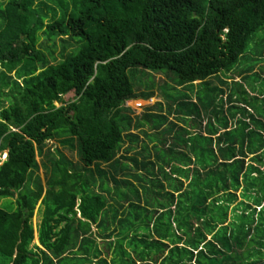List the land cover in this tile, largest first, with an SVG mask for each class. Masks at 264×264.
<instances>
[{
  "label": "trees",
  "instance_id": "trees-1",
  "mask_svg": "<svg viewBox=\"0 0 264 264\" xmlns=\"http://www.w3.org/2000/svg\"><path fill=\"white\" fill-rule=\"evenodd\" d=\"M50 1L60 16L44 0H0V202L15 205L0 207V264H264V0ZM41 32L79 45L49 64ZM159 72L188 88L169 98L186 125L162 103L132 115L129 100L151 98L137 85ZM129 142L137 153L121 160ZM125 184L136 202L114 204Z\"/></svg>",
  "mask_w": 264,
  "mask_h": 264
},
{
  "label": "rangeland",
  "instance_id": "rangeland-1",
  "mask_svg": "<svg viewBox=\"0 0 264 264\" xmlns=\"http://www.w3.org/2000/svg\"><path fill=\"white\" fill-rule=\"evenodd\" d=\"M4 1L5 0H1V2H4ZM45 1L49 5H52V6L56 7V8H58L57 5H55L52 1L44 0V2ZM1 9H2V7L0 6V10ZM60 15L61 14H60V11H59V8H58V16H60ZM62 39L65 40L64 43L62 42ZM78 45H79V43H78L77 38L57 36L54 39H51L44 32L40 33L39 47L44 52V54L46 55V59H47L49 64H57V63H59L61 60L64 59L65 56H67L68 54L74 52L77 49ZM244 63H246L244 61V58H241L239 60V62H238V64H244ZM263 65H264L263 62L259 66L257 64L255 70H257L258 72H260V68H263L262 70H264V67H262ZM235 71H236V69L233 72H235ZM233 72L230 73V76L233 74ZM151 73H154V71H151ZM223 73H225V71H223ZM260 73L264 76L263 72H260ZM164 74L167 75L166 72H164ZM165 75H163L160 72L155 75V80H154L155 86L152 89H149L147 87V85H150L152 83L150 82V80L148 79L147 76H144L143 77V84L142 85H140V84L137 85L136 92L138 93V95L140 97H141V95L143 93L144 94L151 93V95H150L151 98H149V99H140V98L132 99V100H129L127 102V105L130 106L133 109L134 112L132 113V115L134 117H136V118L137 117H141L142 118L143 117L142 115L145 112H147L150 108H156L158 106V104L162 103L165 112L167 114H169V116H170V120L172 119L174 122L180 123V126L186 125L185 122L180 120L181 117H179L178 113L176 111H174L175 110V106L174 105H175V102L177 101V100H175L176 97H180V95H189L188 92L182 91V90H185V89L188 90V88L186 87V85L178 87L176 85V83H174L175 81L173 79L172 80L174 82H172L171 79L167 80ZM172 76H173L172 74L167 75L168 78H171ZM220 77L224 78L223 75H220ZM165 80L170 82V86H166ZM208 80L209 81H213L214 80V82H215L216 80H218V78L217 77H211ZM199 84H200L199 81H197L195 83V88L196 89L198 88L197 85H199ZM187 85H189V84H187ZM222 87L224 88L225 93L224 94H220L219 99L221 97H223L224 100H226L227 99V94H229V91L227 90V88L225 89V86H222ZM175 88L178 91H182L183 93H181L179 96H174V99L170 100L173 97L172 94L175 92ZM203 88H204V94H205L206 88L203 85H201V89H203ZM193 98H196L195 95L193 96ZM71 99H73L72 92L69 93V94H66L64 96V100L65 101H69ZM219 99H217V103L220 102ZM164 104H165V106H164ZM56 105L57 106H61V103L59 101H56ZM226 108H227V104L225 105V109ZM206 121H207V119L205 118L204 122H206ZM235 121H236V119H233V125H235ZM176 130H178V128L174 129V131L172 132L173 135H176ZM132 131L135 134H139L140 135V142L138 144L139 146H143L146 143V140L148 141V138H146L145 135H142V131H140V129H134ZM168 139H169L168 143H171L172 140H173V138L171 136H169ZM51 141L54 142L52 144V147L53 148L56 147V149H55L56 151H57V149H60L63 154L67 155L69 158H71L72 160L76 161L78 165H80V156H79V153H78V151L76 149H71L69 147H63L57 140L56 141L50 140V142ZM131 145L132 144L130 142L128 144L124 145L123 150H121V152L118 154V157L121 160L129 161V160L125 159L126 158L125 156H129V157L130 156H135V153H137L136 150H129L128 149V152H127V147H130ZM150 145H152V144H150ZM133 146L135 147L136 144H133ZM49 151L53 152L51 150V148L47 147L45 156H39L37 158L39 163H40V167L35 172L36 175L41 176V178H42V180H43V182L45 184H47V180H48V178L51 175L50 170L49 169L46 170L43 167L44 162L46 163L47 160H48L47 158H49V155H48ZM53 153L56 154V152H53ZM7 154H8V151H5L4 152L5 156L1 155V154H0V156H2V158L3 157L6 158ZM153 154H154V151H152L151 155L153 156ZM136 156H138V155H136ZM139 157H142V156H139ZM103 167L106 168V169L110 168V167H107V166H103ZM132 169L136 170L135 167H133ZM133 170H131V171H132L133 174H135L137 172V170L136 171H133ZM94 173L98 175V172H94ZM88 174H90V173L88 172ZM119 177L122 178L123 180L132 181L135 184H136L137 181L139 182L142 179V177L140 175H137L136 178H134L133 176L125 177L123 175H120ZM110 181H111V186L113 187V189H115V187H114L115 184L114 183H116V182H114L112 180H110ZM202 183L204 185V181ZM147 185H148V187L151 186V184H147ZM138 186H139V189L141 190V194H142V197H141V205H142V207H139L138 209H139L140 212L145 213V209H148V207L146 206L147 205V200H146L147 198L145 199V196L147 194L144 191V189L141 187L140 183H138ZM241 192H242V190L237 192L238 200L235 201L233 207H235L238 204V202H240L242 200ZM112 195L114 196L113 197L114 199L112 200L114 204H118L119 202L125 203L123 198H128V199L133 198V201L136 202L135 201L136 196L132 193V187H130V186L126 185V184L124 186L118 187L116 189V194L114 195L112 193ZM143 195H144V197H143ZM0 207L3 208V209H8V210L14 209L15 208L14 199H12V198L2 199L1 202H0ZM150 208H152V207L150 206ZM173 208H175V206H173ZM44 209H45V207H44L43 198H42V199H40L39 204H38V206L35 209V215L33 217V224H34V229H35V239H34L35 243H39L38 242V238H39V231L38 230H39V225H40V223L42 221V214H43ZM175 211L176 210H174V212ZM175 216H176V214L173 213V216H172L173 230L177 229V223H178V221L175 220Z\"/></svg>",
  "mask_w": 264,
  "mask_h": 264
},
{
  "label": "clouds",
  "instance_id": "clouds-1",
  "mask_svg": "<svg viewBox=\"0 0 264 264\" xmlns=\"http://www.w3.org/2000/svg\"><path fill=\"white\" fill-rule=\"evenodd\" d=\"M38 241H39V238H38ZM39 243H40V241H39ZM39 243H35V244H39ZM40 245V244H39Z\"/></svg>",
  "mask_w": 264,
  "mask_h": 264
},
{
  "label": "built area",
  "instance_id": "built-area-1",
  "mask_svg": "<svg viewBox=\"0 0 264 264\" xmlns=\"http://www.w3.org/2000/svg\"><path fill=\"white\" fill-rule=\"evenodd\" d=\"M51 143H54L53 141H51ZM5 156V155H4Z\"/></svg>",
  "mask_w": 264,
  "mask_h": 264
},
{
  "label": "crops",
  "instance_id": "crops-1",
  "mask_svg": "<svg viewBox=\"0 0 264 264\" xmlns=\"http://www.w3.org/2000/svg\"><path fill=\"white\" fill-rule=\"evenodd\" d=\"M39 242V241H38ZM40 244V243H39Z\"/></svg>",
  "mask_w": 264,
  "mask_h": 264
}]
</instances>
